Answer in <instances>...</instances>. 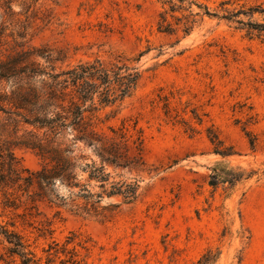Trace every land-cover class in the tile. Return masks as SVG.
<instances>
[{
	"label": "rangeland",
	"instance_id": "374dc122",
	"mask_svg": "<svg viewBox=\"0 0 264 264\" xmlns=\"http://www.w3.org/2000/svg\"><path fill=\"white\" fill-rule=\"evenodd\" d=\"M6 5L14 21L27 25L30 44L56 59L57 70L143 52L136 90L121 104L100 108L92 121L107 133L122 122L142 131L147 170L108 167L117 179L138 180L132 203L114 208L120 198H105L103 214L92 216L31 202L13 189L10 205L0 187V222L13 224L40 263L196 264L211 248L220 253L214 264H238L240 252L241 264H264V39L204 10L220 16L223 7H264V0H0V21ZM165 11L169 32L159 30ZM251 19L264 22L259 14ZM208 128L233 155L213 152ZM15 155L17 167H39L31 151ZM216 165L259 174L213 187L209 175ZM3 246L0 241V255Z\"/></svg>",
	"mask_w": 264,
	"mask_h": 264
},
{
	"label": "trees",
	"instance_id": "16d2710c",
	"mask_svg": "<svg viewBox=\"0 0 264 264\" xmlns=\"http://www.w3.org/2000/svg\"><path fill=\"white\" fill-rule=\"evenodd\" d=\"M172 8L173 4V11ZM204 10L207 15L237 24L236 29L245 30L251 37L264 39V22L251 19L254 14L264 16L262 5L238 10L223 7L220 16ZM166 13H161L159 25L163 32L171 29ZM189 14L198 13L189 10ZM13 15L6 5L0 21V187L4 189L5 202L14 204L9 196L12 194H8L13 189L31 202L43 200L92 216L103 214L105 206L101 203L105 198H120L119 203L111 204L114 208L132 203L138 196V180L117 179L108 167L147 170L142 131L134 123L131 132L122 122L118 127H109L107 133L98 131L92 121L100 108L119 105L136 90L143 74L139 66L143 52L135 56L111 54L57 70L53 64L56 59L44 47L30 44L26 39L27 25L14 21ZM160 100L168 115L167 96ZM182 122L193 131L186 121ZM207 130L215 154H234L215 131ZM246 135L254 148L255 138L249 131ZM17 150L31 151L38 158L39 167H17ZM258 174V170L216 165L209 175V185L217 187L221 183L232 187ZM57 185L67 194H60ZM10 226L0 222L2 264H41L30 244L13 224ZM245 237L244 231H240V241ZM219 254L208 248L196 264H214ZM241 261L240 252L238 264Z\"/></svg>",
	"mask_w": 264,
	"mask_h": 264
}]
</instances>
